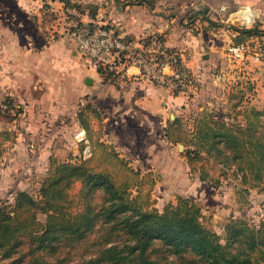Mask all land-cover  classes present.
<instances>
[{"label": "crops", "instance_id": "0c3cea01", "mask_svg": "<svg viewBox=\"0 0 264 264\" xmlns=\"http://www.w3.org/2000/svg\"><path fill=\"white\" fill-rule=\"evenodd\" d=\"M149 1L0 0V94L10 103L0 111V197L42 180L50 158L60 159L61 147L76 157L75 134L82 128L76 114L86 103L100 114L90 123L100 141L158 174L159 198L168 203L177 195L201 197L205 186L209 195L214 191V182L201 181L176 160L173 148L179 143L168 141L164 129L198 96H215L221 82L231 83L235 73L225 50L238 35L231 27L264 29V0ZM193 3L204 14L190 23L192 14L185 10ZM70 5L82 8V21L107 24L127 38L164 24L167 45L192 53V90L172 96L144 80L108 79L79 54L73 39L52 38L53 18ZM252 39L260 42L264 35ZM219 64L222 80L209 72Z\"/></svg>", "mask_w": 264, "mask_h": 264}, {"label": "trees", "instance_id": "16d2710c", "mask_svg": "<svg viewBox=\"0 0 264 264\" xmlns=\"http://www.w3.org/2000/svg\"><path fill=\"white\" fill-rule=\"evenodd\" d=\"M70 6L82 11L78 5ZM202 14V9L192 13L189 22ZM231 29L238 33L232 38L234 44L264 35L258 25ZM97 70L115 80L110 71ZM92 117L99 119L100 114L90 103L76 114L92 147L89 159L50 158L35 196L16 190L11 200L0 202L1 260L8 264H264V217L253 222L230 216L219 239L201 224L202 209L192 197L177 196L162 211L151 207L155 180L145 188L144 172L100 141L91 127ZM249 123L244 127L214 118L191 132L178 117L168 120L164 136L189 147L181 154L188 163L211 159L223 167L235 165L233 171L242 181L249 173L258 182L264 180V120L256 117ZM199 179L211 181L201 174ZM77 183L80 189L75 196L71 189Z\"/></svg>", "mask_w": 264, "mask_h": 264}, {"label": "rangeland", "instance_id": "374dc122", "mask_svg": "<svg viewBox=\"0 0 264 264\" xmlns=\"http://www.w3.org/2000/svg\"><path fill=\"white\" fill-rule=\"evenodd\" d=\"M73 9H75V7L67 6L65 10L63 8V10L57 13L55 18H53V25L50 29L53 39L66 37L72 40L66 30L69 24L77 18L75 13H73ZM82 17L83 16H81V19ZM254 26H257V24ZM248 42L255 44L257 41L251 38ZM259 43L264 45V39ZM231 44H234L233 40L231 41ZM186 54L188 62V60H191L192 53L190 50H187ZM83 57L87 59L85 56ZM226 68L225 71L230 70L228 66ZM242 70L243 71L237 69L232 70V73H235V76H239V78L234 76L233 80H230L231 83H227V81H219L224 84V87L220 89L219 94L217 93L215 96L212 95L205 98L204 95H200L196 102L192 101L184 107L185 110L179 114V117L182 119L183 125L189 131H195L199 126L210 122L214 118L223 119L228 123L244 127L247 126L249 122L252 123L256 121V117L261 121L264 120V80H262V77L260 76L258 65L250 61L242 67ZM209 72L214 73L215 75L216 73L224 71L221 68V64H219ZM225 83L228 85H225ZM226 98H228V101H226ZM256 112H261L260 116H255ZM177 134L179 135V133ZM183 134L184 132L182 133V136ZM77 144L79 151H81V144L78 141ZM179 144H182L183 147L178 148V145L175 144L173 152L176 155V160L178 162H181L183 166H185V164L188 166V173H191L196 177H199V174H201L206 178L208 177V179H211V181L217 185L210 195L208 194V190L210 189L205 186L202 196L193 198V200L201 206V224L206 229L215 233L219 239H222L225 235L224 225L226 219L230 216L244 218L253 222H258L264 217V180L255 182L252 177H250V174L247 173L246 180L242 181L239 176L240 173H237L238 175H236L233 171L235 165L223 167L221 164H218L211 159H199L188 163L187 159L182 157L181 154H184L189 147H187V145L185 146L182 142H179ZM58 155L60 156L58 162H63L66 158L68 159L72 157L71 150H66L64 147H61V151L58 152ZM121 155L125 156L124 154ZM76 157L77 159H80V152H77ZM127 158L132 160L129 157ZM132 164L134 166H139L142 172H144L145 175L143 176V180L145 188H149L151 180H155V184L159 182V180H157L158 174L146 170L149 165L141 164L133 160ZM40 181L41 180L38 182V180H36L32 183V186H29L27 189L32 196L37 194ZM155 184L151 190V207L162 211L168 203L174 204L178 195L174 200L170 198V201L167 203L166 199L162 200V198H159L161 191L155 187ZM79 189L80 184H74L71 189V194L76 192L75 196H77ZM15 191L16 190H13L12 193ZM10 197L12 196H9L8 198L6 196L0 197V202L11 200ZM43 218L42 215L39 216L40 220H43ZM0 264H8V262L0 259Z\"/></svg>", "mask_w": 264, "mask_h": 264}, {"label": "built area", "instance_id": "2783aa9c", "mask_svg": "<svg viewBox=\"0 0 264 264\" xmlns=\"http://www.w3.org/2000/svg\"><path fill=\"white\" fill-rule=\"evenodd\" d=\"M200 9L199 4L193 3L186 8L185 13L192 14ZM73 13L77 18L66 31L75 41L77 51L89 60L93 68L108 70L115 79L144 80L172 96L192 90L193 74L188 66L186 50L167 45L164 37L167 27L164 24H158L154 31L143 37L129 40L107 25L83 22L82 13L76 8ZM225 58L232 70L243 71L242 67L250 61L257 64L264 80V45L258 41L255 44H231ZM222 78L221 73L215 75L216 80ZM8 108V98L0 94V111ZM75 138L81 144V159H89L92 147L84 129L80 128Z\"/></svg>", "mask_w": 264, "mask_h": 264}, {"label": "water", "instance_id": "95a60500", "mask_svg": "<svg viewBox=\"0 0 264 264\" xmlns=\"http://www.w3.org/2000/svg\"><path fill=\"white\" fill-rule=\"evenodd\" d=\"M207 57H208L207 55L204 56V58H207ZM178 147L182 148L183 146H182V144H178Z\"/></svg>", "mask_w": 264, "mask_h": 264}]
</instances>
